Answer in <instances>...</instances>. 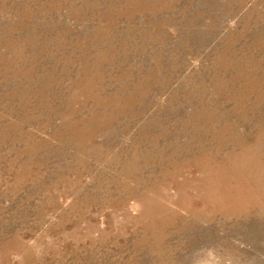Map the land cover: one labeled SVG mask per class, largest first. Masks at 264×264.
<instances>
[{"label":"rangeland","instance_id":"rangeland-1","mask_svg":"<svg viewBox=\"0 0 264 264\" xmlns=\"http://www.w3.org/2000/svg\"><path fill=\"white\" fill-rule=\"evenodd\" d=\"M0 264H264V0H0Z\"/></svg>","mask_w":264,"mask_h":264}]
</instances>
